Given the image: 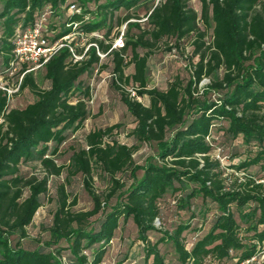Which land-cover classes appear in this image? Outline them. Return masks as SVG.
Returning a JSON list of instances; mask_svg holds the SVG:
<instances>
[{"label": "trees", "instance_id": "1", "mask_svg": "<svg viewBox=\"0 0 264 264\" xmlns=\"http://www.w3.org/2000/svg\"><path fill=\"white\" fill-rule=\"evenodd\" d=\"M198 1L202 22L213 25L212 42L203 51L204 33L198 29L199 16L188 0H165L153 7L146 30L131 24L130 16L117 14L129 13L153 0H0V76L5 82L14 62L16 31L32 26L46 7L53 17L65 15L63 25L77 26L75 30L68 27L55 39L74 31L86 35L104 31L106 40L125 23L127 39L119 51H111L104 41H92L110 57L119 82L137 85V97L148 98L149 105L144 106L125 92L121 95L135 124L131 136L140 144L154 143L157 152L155 159L138 166L133 162L132 148L104 141L117 126L90 132L85 137L86 148L72 153L66 170L71 177L82 176L92 209L72 212L60 186L49 240L31 251L21 248L19 242L11 246V237L18 241L27 237L26 228L41 206L48 178L63 170L52 156L88 117L90 89L81 79L94 70L99 58L90 48L85 58L75 63L67 49L60 50L43 66L49 84L45 90L38 88L33 72L24 74L19 91L27 89L35 98L24 109H8L9 98L0 90V264H101L120 221L128 220L143 244L145 262L151 259L150 264H165L160 246L168 244L177 264H203L207 259L245 264L264 253V184L257 175L248 173L252 168L264 173V0ZM71 5L80 13H71ZM131 28L138 34L128 37ZM191 36L194 50L189 60L197 56L198 61L191 64L187 84L182 86L175 79L165 91L147 88L151 48L163 38L179 41ZM138 49L146 52L140 55ZM128 50L133 74L126 77L122 55ZM75 51L80 54L79 49ZM219 69L223 70L222 78L211 80L206 88L221 92L216 101L195 96L202 79H210ZM214 126L227 139H239L247 148L245 158L228 167L243 174L241 181L233 175L224 177L219 162L210 159L207 139ZM34 162L45 175L22 176L20 166ZM94 170L106 177L103 193L92 189ZM139 171L142 176L137 179ZM124 174L131 180L129 185L117 178ZM175 194L179 195L176 208L189 213L188 222L164 231L152 244L148 234L156 230L159 201ZM100 214L97 229L88 228L90 219ZM207 217L211 218L207 231L187 248L183 234L190 229V222L199 218L206 223ZM62 241L66 247L60 245ZM94 247L88 257L86 253Z\"/></svg>", "mask_w": 264, "mask_h": 264}, {"label": "rangeland", "instance_id": "2", "mask_svg": "<svg viewBox=\"0 0 264 264\" xmlns=\"http://www.w3.org/2000/svg\"><path fill=\"white\" fill-rule=\"evenodd\" d=\"M163 1L165 0H153L152 3L137 7L129 13L119 12L117 16L121 18L130 16L131 19L129 22L131 24H139L143 30H146L149 28L147 16L153 7ZM188 5L199 16L197 26L198 29L204 33L203 42L205 45L202 49L203 51L205 48L209 47L212 42L213 25L211 22H209V25H204L202 22L200 17L201 5L198 0H188ZM64 18L65 15L53 17V15L50 14L43 28L46 31L45 35L53 38L65 29H68L69 26L63 25ZM76 27L77 26H71V30H75ZM126 31V24L123 23L118 29H114L111 36L106 40L103 38L104 31L94 32L88 35L77 34L74 31L66 35L68 37L65 41L68 42V44H74L73 48L80 50L79 55L84 54L82 59L85 58V53H87L90 48L95 49V54L99 58V62L94 66V70L81 79L82 83L90 89V98L87 101L88 117L83 122L82 128L79 131L68 134L65 143H63L56 154L52 156L55 164L61 166L63 170L59 176H51L48 178L47 192L40 197L41 206L37 210L32 223L26 228L27 237L21 241H18L16 237H11V246L19 242L21 248L31 251L41 248L43 244L49 240L48 229L52 224L53 214L58 208V188L60 186L64 188V192L67 196V204L72 212H85L92 209V202L83 185L82 176L76 175L71 177L66 170L72 153L76 150L86 148L85 137L90 132L117 126L112 133L104 138L105 142L116 141L132 148L134 150L132 159L138 166H144L150 159L156 158L157 152L154 143L140 144L131 136V130L134 128L135 124L133 118L127 113L121 101L122 92L128 94L129 98H135L144 106L149 105L148 98L146 96L137 97V85L119 82L118 76L113 73V64L110 57L107 56V54L101 53L96 44L92 41V39L104 41L105 45L110 44L111 51H119L127 39ZM137 34L138 30L136 28H131L128 37H133ZM118 40H120V43L115 46ZM193 41L194 37L192 36L179 41L175 38H163L151 48L146 70L147 88L165 91L168 85L175 79H178L182 83V86L187 84L192 76L193 69L191 64H195L198 61L197 56L189 60L194 50ZM137 52L143 55L146 50L138 49ZM122 56L125 58L126 63L124 76L129 77L133 74V66L128 64L130 51L128 50ZM222 76L223 70L219 69L214 72L210 79H202L197 86V93L195 96H199L201 100L203 99L205 101H216L218 96L221 95V92L207 91L206 88L210 85L211 80L216 78L221 79ZM33 77L40 90L48 88L49 84L44 79V72L42 69L33 72ZM3 82L4 81L0 78V83ZM113 83L119 86L120 89H116ZM205 92L206 94H204ZM34 99L33 94L29 90H18L9 99L8 109H24L28 104L34 101ZM207 143L210 146V159L219 162L224 177L233 175L234 178L241 181L244 178L243 174L235 173L234 170L228 168L232 165H238L247 154V148L242 145L241 141L239 139L234 141L227 139V137L219 131V127L214 126L211 130V135L207 139ZM52 149L53 147L50 146V151H52ZM19 171L22 176L27 178L32 176L41 178L45 175L38 162L23 164L20 166ZM248 173L255 176L257 175L260 182L264 184V173H258L257 168L250 169ZM141 176L142 172H137L136 178L140 179ZM117 178L124 181L126 185L131 183V180L126 174L117 176ZM91 186L96 193H103L107 189L106 177L98 170H94L92 173ZM25 195H27V193H25ZM178 196V194L167 195L159 201L160 216L154 224L156 230L148 234V239L152 244L161 237L164 231H172L177 224L188 222L189 213L180 212L176 208ZM196 202L198 203V201H195L194 204H196ZM207 218L208 220L206 223L202 221L203 219L199 218H195L190 222V229L183 234L187 248H189L201 234L207 231L208 224L211 221L210 217ZM101 219V214L91 218L88 228L97 229ZM60 245L66 247L67 244L62 241ZM95 248L96 247L86 253L88 257L91 256ZM160 253L164 258L165 264H177L173 248L170 244L161 245ZM150 263L151 259L145 262L144 247L142 242L138 240L137 231L133 223L130 220L127 222L120 221L113 239L105 247V254L101 264ZM203 264H235V261L216 263L207 259ZM248 264H264V253H259V255Z\"/></svg>", "mask_w": 264, "mask_h": 264}, {"label": "built area", "instance_id": "3", "mask_svg": "<svg viewBox=\"0 0 264 264\" xmlns=\"http://www.w3.org/2000/svg\"><path fill=\"white\" fill-rule=\"evenodd\" d=\"M69 11L74 14L80 13V9L75 5H71ZM50 14V8L46 7L32 26L24 30L16 31L13 39L14 62L11 64L8 80L0 83V90L6 92L9 99L19 90V85L24 74L43 69L44 64L60 50L67 49L72 61L75 63L80 62L84 56V54L79 55L76 53L73 48L74 44H68V42L65 41L68 36L65 35L64 37L55 39L54 37L50 38L45 35L46 31L43 28ZM67 26L70 27L71 25ZM119 43L120 40L115 43V46L119 45ZM22 69H24L23 72L16 78L15 74ZM0 78L3 80L1 76ZM254 259L255 258H252L250 261ZM250 261L245 264H248Z\"/></svg>", "mask_w": 264, "mask_h": 264}]
</instances>
